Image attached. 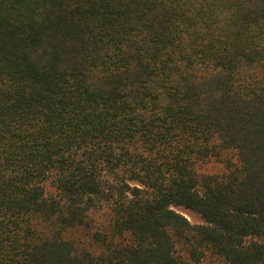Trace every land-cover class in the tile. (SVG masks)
<instances>
[{"label":"trees","instance_id":"obj_1","mask_svg":"<svg viewBox=\"0 0 264 264\" xmlns=\"http://www.w3.org/2000/svg\"><path fill=\"white\" fill-rule=\"evenodd\" d=\"M0 264H264V0H0Z\"/></svg>","mask_w":264,"mask_h":264},{"label":"rangeland","instance_id":"obj_2","mask_svg":"<svg viewBox=\"0 0 264 264\" xmlns=\"http://www.w3.org/2000/svg\"><path fill=\"white\" fill-rule=\"evenodd\" d=\"M207 168L209 170L211 169L215 170L214 166L212 165H209ZM176 209L180 211L181 213H183L184 215H186L192 223H203L204 222L202 216L194 210L188 209L183 206H177Z\"/></svg>","mask_w":264,"mask_h":264}]
</instances>
